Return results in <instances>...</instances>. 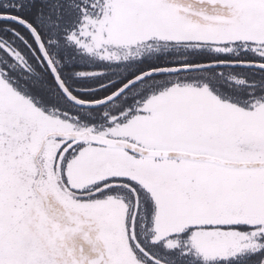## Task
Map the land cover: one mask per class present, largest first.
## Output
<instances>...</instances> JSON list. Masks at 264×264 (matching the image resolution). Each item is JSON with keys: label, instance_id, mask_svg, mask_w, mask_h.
Returning <instances> with one entry per match:
<instances>
[{"label": "snow or ice", "instance_id": "snow-or-ice-1", "mask_svg": "<svg viewBox=\"0 0 264 264\" xmlns=\"http://www.w3.org/2000/svg\"><path fill=\"white\" fill-rule=\"evenodd\" d=\"M0 264H264V0H0Z\"/></svg>", "mask_w": 264, "mask_h": 264}]
</instances>
